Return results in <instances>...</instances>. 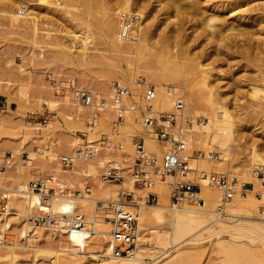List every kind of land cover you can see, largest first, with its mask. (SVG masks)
Returning <instances> with one entry per match:
<instances>
[{"label": "rangeland", "instance_id": "obj_1", "mask_svg": "<svg viewBox=\"0 0 264 264\" xmlns=\"http://www.w3.org/2000/svg\"><path fill=\"white\" fill-rule=\"evenodd\" d=\"M19 1L0 0V160L4 164L1 170L5 173L0 174L6 177L0 184L4 189H0V204L3 202L5 204L9 199V197H3L4 195L8 194L13 197L12 192L16 191L20 185H27L29 189V187L34 188L33 183H38L39 187L42 183L45 189L52 188L55 195L63 193L72 197L76 191H82V196L91 197V200L78 199L77 213L81 214L83 219L97 220L105 224L100 227L106 226L110 233L112 225L106 217L113 215V209L109 207L108 201L117 199L118 191L121 189L131 191L127 183L128 179L124 176L127 173L132 175L128 162L135 153L127 155L128 158H123L121 151L126 147L127 140H132L133 135L144 133L143 127L140 120L142 128L126 129L127 124L134 123L132 118L125 120L114 137L115 141L122 144V149L112 148V151L114 150L112 152L111 149L99 147L98 153H101V150L114 153L115 156L109 159L113 160L114 157L116 159L120 156L126 161L120 163L117 170L110 166L109 161L106 162L107 159L103 160L104 162L94 161L96 175L92 172L78 173V167L82 161H77L72 167L64 168L59 157L75 151L85 143L83 140L87 138L86 136L93 141L99 139L102 134L111 135L113 132L114 112L107 110L98 114L93 106L91 108V105L82 102L78 93L88 91L97 99L109 100L111 94L108 95L109 99H106L98 93V80L106 83L111 92L113 83L116 81L129 85L133 92L132 82L139 76L153 84L157 83L151 78L147 69L140 68L134 72V69H127V63L124 60L111 56L108 44L105 43L101 32L100 19L104 17L103 8L96 3V0L95 2L90 0L87 3L84 0H28L24 9L38 18L39 28L36 33L31 28L10 23L6 9L9 6L20 7ZM105 1L110 6H118L121 2L130 3L133 6L131 12L140 15L139 20L137 19L134 23L133 30L137 33L138 23L145 19V22L155 30L151 39L152 43L159 40L164 30L182 29V38L185 42L182 48L190 54L193 63L200 62L204 66L208 76L207 81L210 86H213L215 96L230 106L236 115L245 117L246 120L249 119L251 124L237 128L234 140L231 142L232 166L230 168L228 165L227 167L226 165L224 167L214 166L212 170H209V172L219 171L227 174L228 185L240 186V189L233 190L221 187L219 190L223 194L220 196V201L215 202L214 210L217 211L224 201L226 214L230 216L235 212V216L238 215L234 217V220L264 224V181L260 180L263 175L252 160L254 148L264 156V92L259 91V94L256 93L253 97L249 91L253 82H258L256 85L260 88L263 86L260 77L256 76L261 68H264V52L262 53L264 50V0H184L180 9H172L166 3L167 0ZM168 10L171 13L169 15ZM214 12L225 18L227 25H233L238 29L230 31L227 40H216L212 37L209 40L206 39L207 31L204 29V22L206 17ZM242 30L249 31L240 34ZM245 36H249V39L246 40ZM183 56L180 59V65L171 66V68H177L182 82L186 78L187 83L190 82L191 85L193 83V88L199 90L200 84L193 80L195 66L193 63H187L188 61ZM125 70H127V75L123 72ZM169 83H174V80H169ZM21 85L28 87L27 96L20 93ZM180 91L182 94L175 93V97L187 95V98L183 96L185 103L187 102L185 113L204 119L201 124H206V115L209 112L207 107H199L198 113L188 110L189 90L180 88ZM131 101L138 105L144 104L142 99L137 101L133 96ZM172 105L173 102L167 107L156 106L169 111ZM137 114L140 117L138 119H141L140 111H137L135 115ZM44 119H47V123L42 122ZM92 120L95 121V127H88ZM193 131L196 133V129L193 128L190 135ZM84 132L87 133L86 136L83 135ZM194 136L199 137L195 134ZM191 142L190 140L191 152L195 151V157L191 161L192 168L207 171L203 158L211 151H217L216 158H218L219 148L214 142L206 146L202 143ZM33 151L37 153L32 160L30 155ZM49 152L59 154V156L52 157ZM22 162L24 165L20 167ZM111 169L115 173H120L124 180L104 179L103 174ZM199 175L197 172H190L187 178L179 175L169 177L167 179L169 198L172 189L170 182L185 179L201 182L197 178ZM204 185L196 192L203 190ZM87 186L93 188L92 193L85 192ZM8 189L9 192H6ZM104 189L111 191L109 197L104 196ZM208 189L215 190L216 186L208 185ZM35 190L40 192L39 189ZM147 191L148 189L140 191L141 197H144ZM151 192L158 194L153 188ZM226 193H228L227 196ZM238 193L242 195L244 204L237 202L235 196ZM158 196L160 200L161 196L159 194ZM135 199L139 202L143 198L140 200L135 196ZM200 200L199 202L203 203ZM96 201L98 205H103L104 202L103 207L96 206ZM250 201L254 203L251 204ZM205 203L204 200L203 204ZM43 204L46 205L42 207L43 210L41 207L32 209L33 213L42 216L39 217L40 219L49 214V205L45 202ZM148 204L157 203L151 201ZM11 207H16V205ZM55 212L61 216L57 208ZM9 221L11 228L7 234L8 241L15 238L18 243L25 245L28 238L25 236L26 223L29 218L25 215H13ZM141 223L143 230L139 240V250L142 251L147 261H153L154 264H175L177 254L172 258L169 256L176 250L179 251L185 242L190 241H197L196 245L198 243L199 245L192 247L193 249L190 247L183 249L188 258L183 264H264V237L250 241L251 234L243 233L236 240L228 237V234L207 238L206 234L218 224V220L204 223L201 229L177 245L162 239L163 234L167 232L164 228L170 225L167 219L160 223L158 221H141ZM54 225H58V222ZM85 225L91 230V223L86 222ZM58 232L61 231L57 228L48 230L46 227L36 226L31 232L36 238L31 237L30 241L37 243L38 246L48 247L50 250L0 245V264H57L54 249L62 248L67 244L66 236H62V233L59 236ZM89 232L84 233L90 235L83 245L69 243L66 247H70L72 251L94 250L111 253L110 248L104 249L107 240L110 239L109 233L98 235ZM149 240L152 241L153 246H158V248L146 247ZM0 241H3L2 233H0ZM58 252L61 256L58 264H97L98 262L88 254L81 255L60 250ZM152 253L159 258L150 257ZM73 260L76 262H72Z\"/></svg>", "mask_w": 264, "mask_h": 264}, {"label": "bare ground", "instance_id": "obj_2", "mask_svg": "<svg viewBox=\"0 0 264 264\" xmlns=\"http://www.w3.org/2000/svg\"><path fill=\"white\" fill-rule=\"evenodd\" d=\"M84 1L85 3L90 2V0H84ZM96 1H97L96 3L100 4V6L103 8L104 17L100 19L101 32H102L103 37L105 38V43L108 44V50L110 51L111 56L114 58L120 59V60H124L127 63V69L129 70L134 69L135 70L134 72L138 71V69L140 68H145L148 70L151 78H153L157 83V84L154 83L157 86V91H158V96H157V100L155 103V105L157 106L162 105L163 107H167L172 102H174V100L176 99L175 93L176 94L178 93L179 95L180 93L182 94L181 92L182 90L180 91V88L181 89L184 88V90H187V91L189 90L188 110L189 109L194 110L198 113V108L201 106H206L207 109L209 110L208 114L206 115L207 123L204 125L203 124L194 125L195 127L193 128L194 130L196 129V133H194V131L193 133H191L190 135V140L192 141L191 143L198 142L206 146L214 142V144H216L215 146L219 148L220 156L218 158L216 157L210 158L209 154H206L207 156L203 158V163H204V166H206L207 172H209V170H212L214 166L224 167L226 165L227 167L228 165V167L230 168V166H232L230 148H231V142H233L234 137H235V131L237 128L242 127V126L243 127L247 126L251 123L248 121L249 119L246 120L245 117L244 119L240 115H236V113H234L230 109V106H228L226 103H223L221 100H219L215 96V90L213 89V86H210L207 81L208 76H207V72L204 69V66L200 62L193 63L192 58L190 57V54L187 52L186 49L182 48V45L185 44L182 38V33H181L182 29L180 30L178 28L173 31L164 30L163 33L160 35L159 40L156 43H152L151 39L155 33V30H153L151 25L145 22V19H144L142 21L140 20V22L138 23V26H139L138 32L136 33L135 30H133L131 32V37L127 40H123V39H120L117 33L121 26L120 20L118 19L119 16L117 17V15H120L121 13L120 11L122 12L130 11L131 12V10H133L132 9L133 6L127 2L126 3L121 2L118 6L116 5L110 6L109 4H107L105 0H96ZM182 1L184 0H167L166 3L170 5L172 9H180L182 8ZM28 2H29L28 0H20L19 1L20 7L18 6L16 8L13 6H9L6 9L7 13L9 14L8 19L12 25L16 24L19 26L28 27V28L33 29L34 32L36 33V31L39 28V20L36 17V15L31 14L30 12H27V9H24V6H27ZM167 13L169 15L170 11L168 10ZM214 13L209 14L206 17L205 22H204V29L207 31L206 39L209 40L210 37H212L216 40H227L228 34L230 33V31L238 30V29L233 25H227V21L225 18L221 17L220 14L218 13H215V14ZM134 14L138 17V20H139L140 15H138L137 13H134ZM263 29H264V26H263ZM247 31L249 30H242L240 31V34H244ZM245 39L246 40L249 39V36H245ZM245 39H242V40H245ZM263 52L264 50L262 51V53ZM182 56L188 61L187 63H193V65L195 66L193 80H196L200 84L199 90H196L195 88H193L194 87L193 83L192 85L190 84V82L187 83L188 81L187 82L185 81L186 78H184V81L182 82L180 80L181 75L178 73L177 68L176 69L171 68V66L180 65L181 63L180 59L182 58ZM115 66L117 67V65ZM118 66L121 67L120 65ZM126 71L127 70L123 72H125V74L127 75ZM256 77H260L262 81L261 80L259 81L263 82V86H261L260 88V86L256 85L258 84V82L257 83L253 82L254 84H251L249 91L252 93L253 97H254V94L258 93L259 91L264 92V68H261L260 73ZM171 79L174 80V83L172 84L169 83V80ZM120 82L124 83L122 81ZM147 82L151 83L149 81ZM97 85H98V93L100 94L101 97H106L107 99L108 95L112 94L111 89L106 85V83L101 82V81L99 82L98 80ZM166 85L168 86L171 85L174 92L173 93L169 92ZM132 86H133L132 96L134 97V99H136L137 101H141L142 99V101L145 103L142 97V94H141L142 87L138 85L136 80L132 82ZM27 88H28L27 86L21 85L19 88L20 93L25 94V96H27L28 95V92L26 91ZM108 89H110V91H108ZM183 96H185V94L179 97L185 98L187 95L185 97ZM263 98H264V93H263ZM29 100L31 101V99ZM131 100H132V97H131ZM141 105L143 106L144 104H141ZM90 107L92 108V106ZM137 111L138 110L136 108L131 113V115L127 118V120H130L132 118V122L135 125L129 123L125 126L126 129L136 128V127L140 129L143 127V126L141 127L142 124L140 125V120L142 119H138L139 117L138 114L135 115ZM90 133L92 134L93 132L91 131ZM194 134L196 136L198 135L199 137L195 138ZM146 145L154 150L159 149V146L156 143L153 136H149L147 138ZM61 151H65V150L61 149ZM111 151L101 150V153H98L99 156L97 154L95 157L88 158L84 162L82 161L81 164L79 165L80 168L78 167V173L88 174V172H92L95 174L96 168L94 165V161L102 162L103 160L105 161L106 159H107L106 162L109 161L110 166L114 167L117 170L118 165L126 161L123 160L122 157L120 156H118V158L116 159L115 157L114 159L112 158L113 160L109 159L111 156L112 157L115 156L114 153H112L114 152V150L112 152ZM121 152H122V155H124L123 158L124 157L128 158L127 155H130V153H135V146L132 140L130 139L127 140L126 147H124V149ZM36 153H37L36 151L31 152L30 159L33 160L34 155H36ZM49 155L50 156L52 155V157L59 156V154H53L51 152H49ZM119 157L121 159H119ZM252 160L254 161V165H257L258 169H260V172L263 175V177L260 176L262 178L260 180L264 181V174H263L264 173V156H262L256 148L252 150ZM22 161H25V160H22ZM27 161L28 160H26V162ZM23 163L24 162H22L21 163L22 165L20 164L21 166L20 165L19 166L22 167L24 165ZM220 170L222 169L220 168ZM224 171H225V168H224ZM0 173H3V171L1 170ZM189 174L190 173L178 174V175L183 176L184 178H187ZM176 176L177 175H171L169 177H176ZM124 177L128 179L127 183L131 190L129 192L133 193L134 197L132 198V200H129V201H121L120 200L121 195L119 193L121 190H119L117 194V200H120L119 204L121 205L123 204L124 206L127 205L126 208L130 212L137 215L138 217V220L135 222L137 233H138L137 242L131 248L133 249V253H130V254L125 253L119 257H115L113 255V243H112V237H111L113 225L110 221V218L113 217L114 210H113L112 216L106 217V220L112 225V229L110 233L108 232V228H106V226L100 227V225H105V224H101L97 222V220L89 221L87 219H83L82 226L75 227L74 224L78 223L79 221H82L81 218L79 217V215L81 214L77 213V210H76L78 199H80L81 201H84L85 199L91 200V197H88V196L83 197L80 193L75 194L73 197L69 194L62 193L60 195H55L53 193L52 202L51 204H49V214L44 215L45 218L47 219V223H44L42 222V218L41 219L39 218L42 216L37 215L36 213H33L32 211L34 207H41V208L46 207V205H44L42 201V197L45 194L44 188L42 189L41 192H38V191L36 192L35 188L29 187V189H27L26 187L27 185L22 186L20 184H19L20 185L19 188L16 191L12 190L13 197H11V195L8 196V194L3 196L6 198L9 197V199H7V202L5 203L7 207L6 210L0 211V228H1V225L3 224V228H1L0 230V233L3 234V241H0V245L12 246L14 248L15 247H28V248L30 247V248H33L34 250L36 249L50 250V248L48 247L38 246L37 243L32 242V240L30 241L31 237L33 238L35 235L33 233L31 234V232L34 231L35 226L39 228L46 227L48 230L57 228L58 231H61V232H58V235L62 233L61 234L62 236L63 235L66 236L68 245L69 243H72V245H83L85 243V239L90 235V234L89 235L84 234L88 231H90L89 233H95L98 235L109 233L110 239L107 240L106 246L104 247V249L110 248L111 253H106L104 251L99 252V251H94V250H90V251L74 250L72 251L70 250V247L69 248L66 247L67 246L66 244V246L63 245V247L65 246L64 248L62 247L59 249H54L56 250L55 262L58 264V260L61 259V256L58 252L60 250L62 252H72L74 254H81V255L88 254L89 256H93V258L98 261L97 264H154L153 261H147L145 257L143 256L142 251L139 250L140 249L139 240H140V236L143 230L141 221H144V222L158 221L160 223V222H163L165 219H167L170 225L164 228L167 230V232L166 234H163L162 239L165 242H169V243L176 244V245L181 244L187 237L193 235L195 232L201 229L204 223H211L217 220H218V224H216L213 228H211L210 231L206 234L207 238H211L214 236L220 237L221 235L228 234V237H230L233 240H236L240 238V236L243 233L251 234L249 238L250 241H254L257 238L264 237V224H261V222L260 223H251V222L246 223L240 220H234V217L238 216V215L235 216V212L234 214L230 216L227 214L228 216L223 217V218L217 217L216 216L217 213H216V210H214L215 209L214 207H215V202L216 201L219 202L220 196L223 194L221 190H219L222 186L211 185V186H216V189L209 190L208 189L209 184H207V181H205L201 177V175L197 176V178L201 180V182L199 181L197 182L195 181V182L199 184L198 189H201V187L205 184L203 190L196 192L198 190L196 189L194 191L186 192L181 198V201L184 200L183 201L184 203L180 201V203L176 204L175 206L171 205V194L169 198V195H168L169 194L168 192L169 184L167 181H161V180H158V182L155 181L157 182L156 185H153L154 183H152V185H150L148 188H145V189H148V191L147 193H145L146 195H144V197H141L140 191L145 190V189L139 187L135 183V180L133 179L134 177L130 175L129 173H127L126 176ZM5 178H6L5 175L0 174V184L4 182ZM186 180L188 181L192 179H185L184 181ZM152 188L153 190H156L158 194L161 196L160 200L158 199L159 202L157 201L156 202L157 204L155 205L148 204V202L145 199L147 194L151 192ZM222 188L224 189L231 188L233 190V189H240V186L236 187L234 185L233 186L228 185L227 187H222ZM0 189H2L1 186H0ZM6 192H9V189L6 190ZM92 192H93V188H92L91 193ZM110 192L111 191L109 189L103 190V194L105 197H109ZM227 195L228 193H226V196ZM135 196L138 199L140 198L141 199L143 198V199L142 200L140 199L141 201L137 202L138 200L135 199ZM235 198L237 199L238 203H243V204L245 203L240 193H238L235 196ZM200 199H204L206 203L205 204L200 203L199 202ZM98 201H96V206L103 207L104 202H103V205H98ZM109 201H112V200H109ZM169 201H170V204L168 205ZM250 203L252 204L254 202L250 201ZM13 205H16V207H11ZM55 208H57V210L60 211L59 213L61 214V216H58L56 214ZM106 208L108 211V207ZM13 215H25L26 217L29 218V221L26 223L27 228H26L25 236H27L28 238H27V243H25V245L18 243L15 238L14 239L12 238V241H8L9 238L7 239V234L9 233L8 230L11 228L9 219ZM31 217L37 218L39 222L30 220ZM96 217H98V215ZM53 220H56L55 223L58 222V225L55 226L54 225L55 223L52 222ZM33 222L34 224H32ZM86 222L91 223V227H92L91 230L86 227L85 225ZM196 242L197 241L185 242L184 246L179 251L176 250L177 252L175 251V253L174 254L172 253V255H170L169 257L170 258H172L173 256L175 257V254H177V259L175 261V264H183L187 258L186 254H184L183 252L184 251L183 249L187 247L192 248V247L199 245V243L196 245ZM146 247L158 248V246H153V243L151 240L148 241V245H146ZM229 250L231 249L229 248ZM154 254L155 253L150 254V257H153V259H156L157 257L159 258V256H155ZM13 255H14V249H13ZM72 262H76V261L73 260Z\"/></svg>", "mask_w": 264, "mask_h": 264}, {"label": "built area", "instance_id": "obj_3", "mask_svg": "<svg viewBox=\"0 0 264 264\" xmlns=\"http://www.w3.org/2000/svg\"><path fill=\"white\" fill-rule=\"evenodd\" d=\"M138 17L132 13L123 11L119 15L120 29L118 35L120 39L127 40L131 37L134 22ZM138 85L142 87V97L145 101L144 105L132 102V90L129 85L116 81L112 86V94L109 100L97 99L92 93L88 91H80L78 97L84 104L93 106L99 113L107 110H112L115 114V119L112 123L113 132L111 135L102 134L101 137L92 142L88 138L87 133L84 132L87 138L84 139V144L78 147L75 151L69 154H64L59 157V161L64 168L72 167L77 161H85L88 158L95 157L98 154L99 147L112 149L122 147V144L114 140L118 134L119 126L127 120L131 113L137 108L141 115V124L144 133L132 136V142L135 146V154L128 162V168L134 177L135 183L145 189L148 188L155 181H167L171 175L188 174L190 172H197L201 177L207 181L209 185H220L222 187L228 186V175L219 171L207 172L205 170H197L192 168L191 161L195 157V151L191 152L190 146V132L194 124H201L204 119L200 117H193L185 113V102L183 98L177 97L173 102L172 109L169 111L157 108L155 103L158 96L157 86L153 83H148L147 80L139 76L136 78ZM169 92H174L172 86H167ZM47 123V119L42 121ZM95 126V121L89 122L88 127ZM149 136H153L159 146L158 150H154L146 145V140ZM217 151L209 152V157H217ZM4 168V164L0 160V170ZM120 172V171H119ZM104 179L124 180L120 173H115L113 169L103 174ZM171 189V205L175 206L180 203L182 196L188 191H194L199 188V184L195 181H172ZM35 189L41 192L44 188L45 194L42 201L48 205L52 202L53 191L52 188H47L41 183L32 184ZM90 186L85 188V192H91ZM82 195V191H76ZM75 193V194H76ZM121 201H129L134 197L133 193L121 189L119 192ZM4 199V198H3ZM146 201L157 202L158 194L149 192L145 197ZM117 200V199H116ZM109 201L108 205L114 210L113 217L110 221L113 225L112 229V243L113 255L119 257L123 254L133 253L131 249L137 242V228L135 222L138 220L137 215L130 212L126 206L119 204L120 200ZM200 201L204 200L201 199ZM6 205L0 204V211L6 210ZM217 217L223 218L228 216L225 211L224 201L219 205ZM82 221L74 224L75 227H80L83 224V218L79 215ZM39 222L37 218H30ZM79 219V218H78ZM56 220L52 222L55 223ZM42 222L47 223L46 218H42ZM132 250V251H131Z\"/></svg>", "mask_w": 264, "mask_h": 264}]
</instances>
